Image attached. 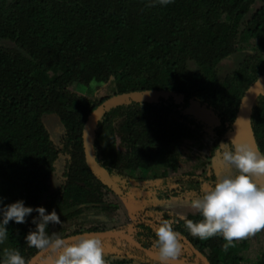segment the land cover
I'll return each instance as SVG.
<instances>
[{"label": "trees", "instance_id": "trees-1", "mask_svg": "<svg viewBox=\"0 0 264 264\" xmlns=\"http://www.w3.org/2000/svg\"><path fill=\"white\" fill-rule=\"evenodd\" d=\"M262 76L264 0H0V177L13 201L55 209L62 224L49 231L63 236L87 210H117L111 192L187 199L233 171L214 167L221 141L236 134L264 152V89L245 103ZM147 91L166 96L121 99ZM181 97L221 128L173 101ZM190 144L210 149L202 171L184 164ZM149 211L135 212L138 243L124 238L125 226L114 236L88 229L119 245L103 254L106 264H160L152 241L161 218L180 233L170 264H242L250 249L248 238L225 251L222 237L191 235L184 220L201 219L197 212ZM34 215L7 225L28 264L46 258L23 239Z\"/></svg>", "mask_w": 264, "mask_h": 264}, {"label": "clouds", "instance_id": "clouds-1", "mask_svg": "<svg viewBox=\"0 0 264 264\" xmlns=\"http://www.w3.org/2000/svg\"><path fill=\"white\" fill-rule=\"evenodd\" d=\"M166 5L172 0H156ZM217 152L225 167L233 171L221 175L199 192L189 193L190 206L201 219L185 218L184 227L200 240L222 237L227 251L234 241L251 236L264 229V152L253 148L235 134L218 144ZM24 235L29 248L46 254L51 264H106L99 236L94 232H80L63 236L49 231L50 224H62L56 210H46L43 205H28L20 198L4 203L0 197V245L8 239L10 221L28 223ZM175 221L161 218L155 227L152 246L160 264H170L180 252L179 235L173 227ZM19 235V233H17ZM0 264H28L18 249L4 248Z\"/></svg>", "mask_w": 264, "mask_h": 264}, {"label": "rangeland", "instance_id": "rangeland-1", "mask_svg": "<svg viewBox=\"0 0 264 264\" xmlns=\"http://www.w3.org/2000/svg\"><path fill=\"white\" fill-rule=\"evenodd\" d=\"M174 102L179 104L181 107L185 108L186 110L194 113L199 118L205 119L208 122V126L211 130H215L218 128H221L219 125V120L217 117L213 116V114H210L205 108L201 107L199 104H196L190 100H187L183 97L173 99ZM54 119V120H53ZM50 123L51 126L58 125L57 119L53 118ZM49 121V122H50ZM57 128V127H56ZM241 139V138H239ZM245 142H247L244 139H241ZM249 143L253 148L252 143ZM185 157L187 160L184 162L185 166L188 169H192L194 171H202L203 168H206V164H204L205 157H209L210 155V149L207 147H201L199 148L195 144L185 145L183 147V150ZM214 167L216 168L217 173L223 174L227 167H225L223 164L219 163H213ZM204 165V166H203ZM155 170V169H153ZM161 170V167H160ZM152 170H147L142 173V175L150 176L152 174ZM264 182V181H262ZM208 186V184H206ZM0 197L4 198V203H10L13 201L12 196L7 191L6 185L3 181V179L0 177ZM107 201L117 204L118 209L113 211L112 213H108L106 211L97 210V209H91L87 210L83 217L80 218L79 224L72 225L69 227V232H71L70 235H74L77 233H80V230L88 231L91 227L94 226H100V228H105L108 232H116V229L119 228V226H125L126 230L124 235V238H127L131 242H136L135 240V232L136 229L132 225L135 221V212L143 211L146 209H150L149 212L152 213H160L164 209L167 210H180L181 215H185L186 212H196L194 209L190 206V199H182L177 198L174 201L171 200H159L155 198L148 197L147 195H144L142 197L140 196H127L120 192H111L107 195ZM174 202V203H173ZM182 207H186V209H182ZM129 225V226H126ZM105 236H114V234H109ZM250 240L251 246L248 251H244L243 255H245V260L242 262V264H255L257 261V257L260 255V253L264 250V229L261 231L245 237ZM102 242V241H101ZM119 245H113L109 241L104 240L102 242L103 247V254L107 253L110 250H116L118 249ZM2 248H11V245L8 240L2 244ZM32 264H51V262L45 258L42 261H34Z\"/></svg>", "mask_w": 264, "mask_h": 264}, {"label": "water", "instance_id": "water-1", "mask_svg": "<svg viewBox=\"0 0 264 264\" xmlns=\"http://www.w3.org/2000/svg\"><path fill=\"white\" fill-rule=\"evenodd\" d=\"M262 89H264V76L257 79L254 86H252L251 89L248 91L247 98L245 100V103L247 106H250L253 103L255 97ZM164 96H166L165 92L147 91V92H140V93H126L121 97V99L123 101H133V100H141V99L160 98ZM112 233L116 234V232L105 231L102 233V236L109 235Z\"/></svg>", "mask_w": 264, "mask_h": 264}]
</instances>
